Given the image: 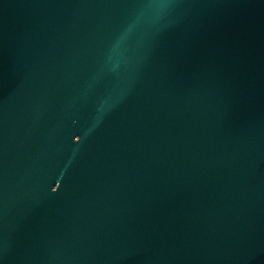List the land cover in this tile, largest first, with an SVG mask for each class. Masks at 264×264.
<instances>
[{
	"label": "water",
	"instance_id": "obj_1",
	"mask_svg": "<svg viewBox=\"0 0 264 264\" xmlns=\"http://www.w3.org/2000/svg\"><path fill=\"white\" fill-rule=\"evenodd\" d=\"M0 264H264V0H0Z\"/></svg>",
	"mask_w": 264,
	"mask_h": 264
}]
</instances>
